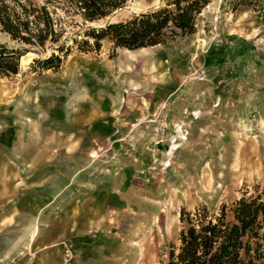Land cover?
<instances>
[{
    "label": "rangeland",
    "instance_id": "1",
    "mask_svg": "<svg viewBox=\"0 0 264 264\" xmlns=\"http://www.w3.org/2000/svg\"><path fill=\"white\" fill-rule=\"evenodd\" d=\"M207 1L194 35L142 50L106 39L52 70L34 63L51 42L0 26L1 45L29 49L0 77V264H162L183 209L219 213L264 188V0ZM163 5L54 18L71 39Z\"/></svg>",
    "mask_w": 264,
    "mask_h": 264
},
{
    "label": "trees",
    "instance_id": "2",
    "mask_svg": "<svg viewBox=\"0 0 264 264\" xmlns=\"http://www.w3.org/2000/svg\"><path fill=\"white\" fill-rule=\"evenodd\" d=\"M131 0H0V26L13 40L29 48L44 49L48 42L57 51L35 60L44 70L61 67L73 50H100L109 40L114 49H148L197 32V19L207 0H164V5L126 21H109L89 28L78 38L65 36L54 15L61 9L67 19L79 16L84 23L106 20ZM56 5V6H55ZM58 5V6H57ZM54 7V10H51ZM92 43V44H91ZM28 47L9 49L0 44V77L18 75ZM179 245H172L162 264H264V188L256 187L219 213L207 207L182 210Z\"/></svg>",
    "mask_w": 264,
    "mask_h": 264
}]
</instances>
